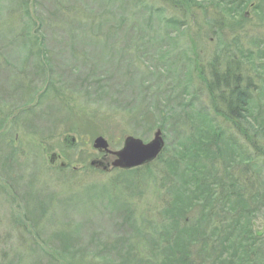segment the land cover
Listing matches in <instances>:
<instances>
[{"label":"rangeland","instance_id":"rangeland-1","mask_svg":"<svg viewBox=\"0 0 264 264\" xmlns=\"http://www.w3.org/2000/svg\"><path fill=\"white\" fill-rule=\"evenodd\" d=\"M22 1H0V264H113L114 249L131 247L152 231L149 226L160 218L172 185L165 164L156 159L139 176L118 168H94L89 164L92 160L105 165L112 160L93 148L94 138L102 136L116 151L126 135L148 142L159 128L168 158L172 146L191 131L184 125L192 112L203 105L212 116L209 98L197 84V72L189 82V94L178 95L185 83L187 58L198 57L207 74L210 60L228 46L235 53L250 52L254 62L264 64L257 58L264 51V0H250L235 15L217 6L219 0H25L21 5ZM25 5L32 19L43 14L44 25L51 24L52 31L46 32L51 67L45 66L44 72L38 67L40 50L32 45L34 37L40 41L42 29L37 32V26L31 25ZM142 6L160 10L176 26L173 33L168 30L174 38L169 57L158 62L175 65L155 75H147L148 68L155 66L153 49L138 44L141 39L134 31L144 22L138 13ZM227 7L234 12L238 5ZM12 9L23 16L11 20ZM217 14L222 15V23ZM152 20V30L144 37L152 35L154 42L163 39L165 31L156 17ZM27 26L31 32L25 38L21 34ZM249 60L242 69L246 67L244 73L254 77L257 70ZM175 84H181L176 91ZM160 91L172 98L164 100ZM183 95L185 101L192 98L193 105L185 108V114L166 118L169 105L184 101ZM159 100L161 114L149 112L134 121L125 110L133 103L144 107ZM240 125L246 126L249 136L244 121ZM258 134L249 139L264 149V135ZM69 135L75 137L71 146L63 143ZM240 142L246 153L254 152L246 140ZM51 152L59 156L54 163L49 162ZM62 161L69 166H61ZM255 182L258 186L261 180ZM253 206L256 212L250 222L257 237L253 264H264V208ZM66 238L76 255L57 260L51 249L61 250ZM144 240L136 242L141 250Z\"/></svg>","mask_w":264,"mask_h":264},{"label":"trees","instance_id":"trees-1","mask_svg":"<svg viewBox=\"0 0 264 264\" xmlns=\"http://www.w3.org/2000/svg\"><path fill=\"white\" fill-rule=\"evenodd\" d=\"M11 1L8 0L9 4ZM249 1L219 0L217 6L220 5L226 14L235 15L240 13L244 4ZM23 3L25 0L21 5ZM223 4L238 5V8L233 12L232 8ZM23 10L25 15L29 16L31 25L37 26L36 31L40 32L42 29L40 41H35L34 37L32 45L40 50L37 55L38 67L44 72V67L50 66L46 32L52 31L51 24L44 25L43 19L41 20L43 14L32 19L26 5ZM138 10L144 22L142 26L138 24V29L134 28L137 37L141 39L137 42L149 45L151 50L153 49L152 58L155 59V66L148 68L147 75H155L161 68L171 69L174 63L160 66L158 62L169 57L167 53L174 44V38L170 37L168 30L173 33L176 31V26L165 20L160 10L154 11L143 6ZM18 11L17 9L9 11L8 16L11 20H18L23 16ZM221 16L217 14L216 18L222 23ZM153 17L159 21L160 27L165 31L164 37L169 42H164V37L160 40L155 39L154 42L151 40L152 35L144 37L145 34L150 33L149 29L152 30ZM209 26L208 29L213 31ZM30 29V26H27L21 35L26 38L25 35L31 32ZM191 42L195 43L193 40ZM238 52L235 53L228 46L221 49L210 60L211 65L207 69V74L201 70L198 57H186L188 62L186 67L184 66V74L181 72L185 83L173 85V90L176 91V86L180 88L181 85L182 90L178 95L182 93L188 95L189 82H192L191 78L195 75L194 72H197V76L195 75L197 84L209 98L213 109L212 116L209 115L210 110L202 105L186 119L184 127L189 126L191 131L188 130L185 139L172 146L173 153L168 158H165L167 146L163 147L156 161L165 164L166 179L169 185H172L167 191L170 196L166 206L160 213V218L149 226L152 228L151 232L143 233L142 239L133 241L131 247L120 246L119 250L114 249L117 257L114 256L113 264H253V257L256 256L257 251L255 247L257 237L252 232L250 220L256 212L253 203H258L264 208V174H261L262 171L264 172V149L250 140L249 136L251 139L256 138L260 136L258 132L264 135V64L254 62L250 52L245 53L242 49ZM15 54L19 64H22L20 56ZM219 57L218 64L216 60ZM257 58L264 59V51L258 53ZM249 59L252 67L257 70L254 77L244 73L247 71L246 67L242 69L247 64L246 61L250 62ZM126 63L129 65V61ZM19 67L20 65L16 68V72L20 73ZM92 84L88 83V86ZM86 91L89 92V89L87 88ZM159 94H162L167 101L172 98L169 93L165 95V91H160ZM184 95L180 100L184 99ZM191 105H193L192 98L190 101L184 99L176 105H169L164 114H167L166 118L171 114L179 116L185 114V108ZM160 106L159 100L156 104H147L144 107L133 103L125 110H128L127 112L136 121L149 112L163 113V107ZM55 110L57 108H54ZM241 121H244L250 129L249 136L246 135V126L240 125ZM160 127H164L162 123ZM254 127L257 130L253 131ZM68 130L71 132L74 128ZM251 132L253 137L250 135ZM240 139L246 140L248 142L246 144L250 145L254 152L246 153ZM150 164L120 172L139 176V171L144 168L148 170ZM66 166L69 165L66 163ZM258 179L261 183L256 186L255 181ZM140 231L136 232L134 238L138 239ZM145 235L147 239L144 238ZM142 240H144V250L139 249L136 243L142 244ZM70 242L71 240L66 238L61 242V250L51 249L52 257L61 260L68 254L64 260L73 259L75 253L72 252ZM123 242L124 240L121 239V244H124ZM75 262L78 263L76 260ZM66 263L70 264V262ZM56 264L64 263L56 261Z\"/></svg>","mask_w":264,"mask_h":264},{"label":"water","instance_id":"water-1","mask_svg":"<svg viewBox=\"0 0 264 264\" xmlns=\"http://www.w3.org/2000/svg\"><path fill=\"white\" fill-rule=\"evenodd\" d=\"M65 141H70L72 145L75 142V137L65 138ZM164 146V139L162 138L161 129H157L152 138L148 142H143L138 137L135 138L131 135H126L123 139L122 146L113 151L109 148V142L102 136H97L93 140V148L104 154H110L113 158L106 165L102 164L101 160H92L89 164L93 167H101L106 170L109 167L128 170L131 168H137L141 165L149 164V162L155 160L161 153ZM57 158V154L51 153L49 162L52 163ZM62 161L61 166H65Z\"/></svg>","mask_w":264,"mask_h":264}]
</instances>
